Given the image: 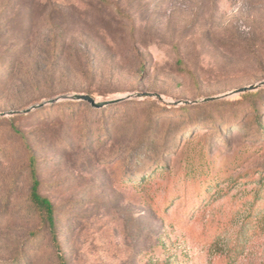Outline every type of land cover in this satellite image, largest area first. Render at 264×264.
<instances>
[{
    "label": "rangeland",
    "instance_id": "rangeland-1",
    "mask_svg": "<svg viewBox=\"0 0 264 264\" xmlns=\"http://www.w3.org/2000/svg\"><path fill=\"white\" fill-rule=\"evenodd\" d=\"M15 58L39 83L0 113L222 98L0 118V264H61L27 146L67 264H264V86L230 95L264 81V0H0V71Z\"/></svg>",
    "mask_w": 264,
    "mask_h": 264
},
{
    "label": "trees",
    "instance_id": "trees-1",
    "mask_svg": "<svg viewBox=\"0 0 264 264\" xmlns=\"http://www.w3.org/2000/svg\"><path fill=\"white\" fill-rule=\"evenodd\" d=\"M8 65V66H7ZM39 83V78L36 74L32 73V71H27L20 59L15 58L8 62L5 66L2 67L0 71V91H11V92H22L25 90L31 89L33 86ZM147 101L138 102L137 105H146ZM77 105H85V102H78ZM115 106V105H114ZM113 107V106H112ZM104 109H96V110H105ZM16 134L23 137V134L20 133L16 128H14ZM188 130V129H187ZM258 134H261V130L258 131ZM259 141H261L259 139ZM29 150V169L31 176V188L29 201L33 208L39 215L41 228L38 229L34 235L40 233L44 229H48L54 248L58 253V260L61 264H67L64 256L62 255L61 244L58 240V223H57V210L53 204V202L43 196L42 194V184L39 178L38 172V160L36 155ZM203 174V173H202ZM250 178L253 177L254 174H248ZM262 180L264 181V176L262 175Z\"/></svg>",
    "mask_w": 264,
    "mask_h": 264
},
{
    "label": "water",
    "instance_id": "water-1",
    "mask_svg": "<svg viewBox=\"0 0 264 264\" xmlns=\"http://www.w3.org/2000/svg\"><path fill=\"white\" fill-rule=\"evenodd\" d=\"M264 86V81L262 83H259L257 85H253L249 88H242L240 90H237L235 92H232L230 95H237V94H242L246 93L249 91H253L259 87ZM229 95V96H230ZM148 98H153L157 99L161 102L174 105V106H179V105H197L199 103H208L212 102L214 100H217L222 97H214V98H206L202 101H167L161 94H154V93H134V94H129L124 97H120L117 99L113 100H107V101H98L94 97H92L89 94H73V95H65L57 99H51L46 102L36 104L34 106H31L28 109L22 110V111H10V112H3L0 113V118H6V117H15L19 115H28L32 113L33 111L42 109L43 107L47 105H55L61 101H72V102H85L89 104L92 108L94 109H104L112 105L120 104L128 100H144Z\"/></svg>",
    "mask_w": 264,
    "mask_h": 264
}]
</instances>
